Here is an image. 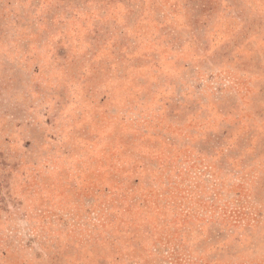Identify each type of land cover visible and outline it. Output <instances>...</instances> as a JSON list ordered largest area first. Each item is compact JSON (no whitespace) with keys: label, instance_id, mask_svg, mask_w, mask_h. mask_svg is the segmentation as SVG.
Listing matches in <instances>:
<instances>
[{"label":"rangeland","instance_id":"rangeland-1","mask_svg":"<svg viewBox=\"0 0 264 264\" xmlns=\"http://www.w3.org/2000/svg\"><path fill=\"white\" fill-rule=\"evenodd\" d=\"M0 264H264V0H0Z\"/></svg>","mask_w":264,"mask_h":264}]
</instances>
